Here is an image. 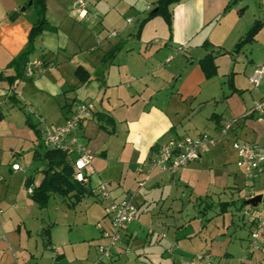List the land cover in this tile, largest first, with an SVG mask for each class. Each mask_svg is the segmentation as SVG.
I'll return each instance as SVG.
<instances>
[{
	"label": "crops",
	"instance_id": "1",
	"mask_svg": "<svg viewBox=\"0 0 264 264\" xmlns=\"http://www.w3.org/2000/svg\"><path fill=\"white\" fill-rule=\"evenodd\" d=\"M74 1L44 0L45 18L55 30L37 38L29 60L40 59L52 66L18 83L17 105L11 103L7 82L0 80V109L7 103L6 113L0 111V264H92L97 257V245L104 242L101 231L110 226L104 211L96 220L93 243H88L80 258L71 243L54 241L50 225L41 216L44 209L33 203L26 190V183L32 182V187L40 183L43 167L32 159L42 148L25 124L23 112L30 115L41 139L45 130L60 126L79 103L93 107L92 118L75 133L93 154L88 189L91 192L104 184L115 201L136 192L135 220L120 232V242L105 264H117L129 255V264H181L200 253H209L211 264H256L253 253L264 251V237L258 249H251L254 225L245 213L264 216V166L258 179H245L230 144L240 140L264 148V120L249 114L264 96V79L258 86L249 81L254 68L264 64V0H178L170 7L171 33L164 20L155 17L142 26L137 37L134 21L139 25L149 11L146 6L152 9L157 0H87L84 10L73 7ZM26 2L0 0L3 78L13 74L7 67L27 45L33 19L29 9L20 10ZM13 12H18L15 17L10 16ZM257 20L263 26L253 42L234 53L239 39ZM128 24L133 25L129 30ZM110 32L117 36L109 38ZM117 44L122 49L109 62L115 80L110 81L112 71L105 67L102 78L93 76L104 54ZM98 49L101 54L95 59L86 57ZM206 55L214 58L217 67L210 79L198 64ZM79 66L90 76L86 84L74 77ZM24 94L54 100L63 97L60 113L50 118L51 127L40 126L47 116L42 114L44 107L38 112L39 120L33 111L19 109L26 103ZM232 120L236 124L227 138L206 148L197 161L174 174L150 169L149 160L160 142L174 135L215 136L222 124ZM75 156L67 154L69 165ZM14 165L20 170H13ZM139 183L144 185L138 187ZM88 196L104 205L94 193ZM255 196H261L260 203L255 207L245 204ZM82 202L83 198L78 203ZM190 207L200 214L203 211L206 222ZM212 209L213 215L231 214L225 232L209 228L213 215L206 213ZM46 227L48 243L40 249L37 240L43 242L40 233ZM233 228L245 229L242 263H236L231 247L228 232ZM258 258L262 264L264 257Z\"/></svg>",
	"mask_w": 264,
	"mask_h": 264
},
{
	"label": "built area",
	"instance_id": "2",
	"mask_svg": "<svg viewBox=\"0 0 264 264\" xmlns=\"http://www.w3.org/2000/svg\"><path fill=\"white\" fill-rule=\"evenodd\" d=\"M87 0H75L72 6L84 10ZM150 10L149 6H146ZM129 23L130 20H127ZM116 32L108 33V37H116ZM168 61V60H167ZM52 64L40 59L29 60L24 68L26 78L35 77L43 67H50ZM264 79V64L254 68L249 81L253 86H258ZM257 114L264 120V96L255 102L249 114ZM93 107L91 103H79L64 122L54 128L47 129L41 135V143L44 149L59 150L66 154H75V159L70 163L73 169L75 181L88 185L93 154L87 149L80 138L75 134L81 124L91 119ZM236 124L235 120L225 122L220 126L215 136L201 134L197 137L171 136L169 139L160 142L155 148V156L150 158V169H157L161 173L174 174L188 164L197 161L200 155L208 147H214L225 140L232 128ZM231 148L237 155L236 166L243 171L244 178L250 181L256 180L262 173L264 166V148L257 144H249L236 140L231 142ZM13 170H20L17 165L12 166ZM144 183H139L142 187ZM27 192L32 193V186L27 187ZM99 200L104 203L103 211L109 218L110 226L107 230L101 231L100 238L104 241L97 245V257L92 264H105L111 259L115 246L120 242V232L129 223L135 220L137 207L134 202L136 192L127 194L121 200L115 201L104 184H98L91 189ZM248 219L253 222V229L250 234L251 249H258V241L264 237V216L261 213H245ZM59 247L54 248L58 252ZM209 253L196 254L192 258L183 261L181 264H211Z\"/></svg>",
	"mask_w": 264,
	"mask_h": 264
},
{
	"label": "trees",
	"instance_id": "3",
	"mask_svg": "<svg viewBox=\"0 0 264 264\" xmlns=\"http://www.w3.org/2000/svg\"><path fill=\"white\" fill-rule=\"evenodd\" d=\"M177 2L178 0H157L153 4V8L148 11L145 18L140 21L135 37L139 35L142 26L147 21L157 16L164 20L169 33H171L172 16L170 7ZM23 7H25V10L32 8L34 12V19L32 20L31 28L28 33L27 45L7 67L12 70L13 74L4 78L0 74V80L6 81L9 85V89L12 91L10 100L13 105H17V102L14 99L16 86L19 82L27 80L24 76V68L28 63L30 56L35 52V42L37 38L45 31L53 32L55 30L45 18L46 7L44 0H27L25 6ZM262 26L263 22L258 20L255 21L235 45L234 53L241 50V48L246 44L252 43ZM121 49V44L113 46L104 54L101 59V63L106 64L112 62L115 55ZM43 64L45 66L46 62L43 61ZM198 64L205 78L210 79L217 74V67L214 63V58L211 55L204 56L201 60H199ZM74 77L81 84H86L90 80L88 72L81 66L75 69ZM228 85L229 87L232 86L230 82ZM19 109L23 110L21 107ZM23 113L25 117V124L33 132L37 140H40L38 148H42V150L35 151L32 156L33 160L42 162L43 168L41 170L42 179L40 183L36 187H32V193L30 195L31 200L39 209H45L48 207L52 196L63 198L69 197L73 199L71 205L74 206L82 198L91 194L90 189L82 183L74 180L73 169L66 160L67 154L65 152L59 150H47L43 148L39 132L36 130V125L32 123L28 113ZM30 186H32V182L26 183V188ZM221 206L225 209L227 204H221ZM241 206H245L244 201H242ZM48 232L49 229L46 227L43 228L40 233L44 245L48 243Z\"/></svg>",
	"mask_w": 264,
	"mask_h": 264
},
{
	"label": "rangeland",
	"instance_id": "4",
	"mask_svg": "<svg viewBox=\"0 0 264 264\" xmlns=\"http://www.w3.org/2000/svg\"><path fill=\"white\" fill-rule=\"evenodd\" d=\"M30 18L34 19V12L32 8L29 9ZM130 16L129 14H127ZM11 16V15H10ZM159 17V16H157ZM161 18V17H160ZM127 30L129 28L133 27V25H137L138 22L134 21L133 25L128 24ZM129 27V28H128ZM104 32V31H103ZM101 50L98 49L95 53L90 54L86 57L88 59H95L96 56H99L101 53ZM110 64L106 63L105 65L99 64L98 67L95 68L93 72V76H95V72L98 68L102 69V67L109 69ZM111 68V67H110ZM113 69H109L110 72V81H113L114 72ZM24 99L26 103L21 104V108H25L27 112L33 111L35 114V119L39 120L38 112L40 109H43V107L46 109L42 114H45L46 119L45 121H40L41 128L43 127H51V121L50 118L55 116L56 114H59L62 105L64 102L63 97L58 98L54 100L52 97H46V96H39L38 98L34 96H30L29 94H24ZM46 103L50 106L49 108L46 107ZM29 104H32V108L29 106ZM7 110V103H5L3 106H1L0 111L3 113H6ZM23 115V114H22ZM49 117V119L47 118ZM94 199H96L93 196H86L83 198V202L81 204L78 203L74 206L71 205L73 202V199L69 197H58L54 196L50 199L49 205L47 208H45L43 211H41V216L44 219L45 225H50V230L52 231V236L54 238V241L58 245H69L71 243L73 245V253L77 257H82L86 254V250L88 249L89 244L93 243V238H95L98 226L96 225V220L101 214L103 204H99L98 202H94ZM209 209V208H208ZM190 210L193 211L195 214L199 215L200 213L197 211L196 208H191ZM189 210V211H190ZM203 213V211H201ZM215 212V209H212V211H208L206 214L207 216H212ZM200 214L199 219H202L205 223V217L206 215ZM231 214L229 212L223 214V215H213L212 221L209 224V228H218L220 231H226V225L229 223ZM208 222V221H207ZM224 226V227H223ZM230 229L228 234H230L231 238V247L233 248L235 254L234 258L236 263H242L241 259L245 257L246 252V241H245V229H239V228H233V230ZM139 242V241H138ZM89 243V244H88ZM140 244L142 241L139 242ZM38 247L41 249L42 245L44 244L41 242V239L39 238L37 240ZM80 244H85V246L80 247ZM139 244L136 243V247H138ZM263 249L261 251H255L253 255L257 256V263L261 264V259L259 260V257H264ZM130 256V255H129ZM129 256L121 257L117 264H129ZM252 256L251 260L253 262H256L255 257ZM246 258V257H245ZM56 259V257L54 258ZM262 264H264V261H262Z\"/></svg>",
	"mask_w": 264,
	"mask_h": 264
},
{
	"label": "water",
	"instance_id": "5",
	"mask_svg": "<svg viewBox=\"0 0 264 264\" xmlns=\"http://www.w3.org/2000/svg\"><path fill=\"white\" fill-rule=\"evenodd\" d=\"M21 11H25V7H22L20 9ZM18 12H13L11 14V17H15L17 15ZM95 77H99V78H102L103 77V73H102V70L100 68H98L95 72ZM261 201V196H255L253 198H250L248 199L245 204L246 205H249V206H253L255 207L258 203H260Z\"/></svg>",
	"mask_w": 264,
	"mask_h": 264
}]
</instances>
